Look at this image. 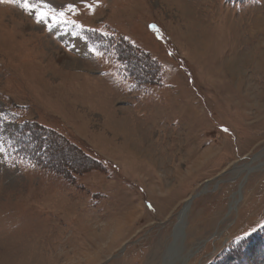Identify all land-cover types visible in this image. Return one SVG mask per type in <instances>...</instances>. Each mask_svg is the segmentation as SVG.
Masks as SVG:
<instances>
[{
    "label": "rangeland",
    "instance_id": "rangeland-1",
    "mask_svg": "<svg viewBox=\"0 0 264 264\" xmlns=\"http://www.w3.org/2000/svg\"><path fill=\"white\" fill-rule=\"evenodd\" d=\"M45 2L83 30L0 4V264H168L187 201V264H264V0Z\"/></svg>",
    "mask_w": 264,
    "mask_h": 264
},
{
    "label": "snow or ice",
    "instance_id": "snow-or-ice-1",
    "mask_svg": "<svg viewBox=\"0 0 264 264\" xmlns=\"http://www.w3.org/2000/svg\"><path fill=\"white\" fill-rule=\"evenodd\" d=\"M84 8L93 10L95 7L99 6L100 0H91V3L85 2V0H81ZM9 3V4H19L21 8H23L26 12L32 13L35 12L36 22L44 23L48 26L49 30L57 25H74L76 29L83 30V26L76 23L75 20L68 19L66 13H72L73 15L78 14V8L75 4H68L64 9H56L52 5L45 2V0H36L35 3H30L29 0H23L21 3L20 0H0V4ZM49 19L51 23H49ZM153 32L157 34V38L161 37V33L159 28L156 25L149 26ZM88 31L95 32L96 29L89 28ZM78 32L74 31L73 35H77ZM104 35H108V33H104ZM94 51V49H90ZM97 55H101L100 53H96ZM225 132L228 129H224ZM11 147V145H9ZM7 149L3 143H0V154H6ZM264 230V223H259L256 227H252L250 230L243 233L242 236L237 237V243L244 241L248 236L257 230Z\"/></svg>",
    "mask_w": 264,
    "mask_h": 264
},
{
    "label": "bare ground",
    "instance_id": "bare-ground-1",
    "mask_svg": "<svg viewBox=\"0 0 264 264\" xmlns=\"http://www.w3.org/2000/svg\"><path fill=\"white\" fill-rule=\"evenodd\" d=\"M192 34V32H191ZM192 39L193 38V34H192ZM197 38L194 39V41L196 42ZM122 125H118V127L121 128ZM119 128V129H120ZM138 141H142V138L138 137ZM129 147L127 149L130 150L129 153H131L134 157L136 158H142V154L141 153V148L139 149L138 146H132L131 144H129ZM141 145V144H140ZM133 152V153H132ZM240 194V193H239ZM187 201L183 207V209L181 210L180 214H179V223L176 225L175 230H174V234H173V243L170 245V247L167 249L166 251V259L168 260V264H173V260H176L178 262H181V264H187L188 260H189V256H190V252L186 255H184V248L182 247L183 245V240H184V228L186 225V215L189 212V206H190V202ZM180 264V263H179Z\"/></svg>",
    "mask_w": 264,
    "mask_h": 264
},
{
    "label": "trees",
    "instance_id": "trees-1",
    "mask_svg": "<svg viewBox=\"0 0 264 264\" xmlns=\"http://www.w3.org/2000/svg\"><path fill=\"white\" fill-rule=\"evenodd\" d=\"M87 39V38H86ZM88 40V39H87ZM89 41V40H88ZM89 44L91 45L90 41H89ZM92 46V45H91Z\"/></svg>",
    "mask_w": 264,
    "mask_h": 264
},
{
    "label": "crops",
    "instance_id": "crops-1",
    "mask_svg": "<svg viewBox=\"0 0 264 264\" xmlns=\"http://www.w3.org/2000/svg\"><path fill=\"white\" fill-rule=\"evenodd\" d=\"M88 43V42H87ZM89 44V43H88Z\"/></svg>",
    "mask_w": 264,
    "mask_h": 264
}]
</instances>
